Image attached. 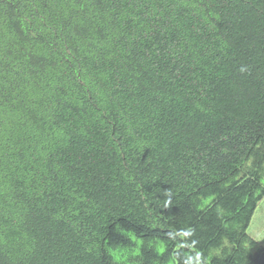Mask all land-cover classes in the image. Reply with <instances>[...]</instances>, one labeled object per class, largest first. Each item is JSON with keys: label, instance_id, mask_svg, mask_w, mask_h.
<instances>
[{"label": "trees", "instance_id": "16d2710c", "mask_svg": "<svg viewBox=\"0 0 264 264\" xmlns=\"http://www.w3.org/2000/svg\"><path fill=\"white\" fill-rule=\"evenodd\" d=\"M264 0H0V264H264Z\"/></svg>", "mask_w": 264, "mask_h": 264}, {"label": "rangeland", "instance_id": "374dc122", "mask_svg": "<svg viewBox=\"0 0 264 264\" xmlns=\"http://www.w3.org/2000/svg\"><path fill=\"white\" fill-rule=\"evenodd\" d=\"M264 198L258 204L251 222L250 234L264 245ZM260 231V232H259Z\"/></svg>", "mask_w": 264, "mask_h": 264}, {"label": "clouds", "instance_id": "9594fccd", "mask_svg": "<svg viewBox=\"0 0 264 264\" xmlns=\"http://www.w3.org/2000/svg\"><path fill=\"white\" fill-rule=\"evenodd\" d=\"M254 214H255V213H254ZM250 228H251V227H250ZM250 228H249V230H248V235L250 236V238H251L254 242L257 243V245H258L260 248L264 249V245L261 244L257 239H255V238H253V237L251 236V234H250Z\"/></svg>", "mask_w": 264, "mask_h": 264}, {"label": "bare ground", "instance_id": "6f19581e", "mask_svg": "<svg viewBox=\"0 0 264 264\" xmlns=\"http://www.w3.org/2000/svg\"><path fill=\"white\" fill-rule=\"evenodd\" d=\"M264 215V214H263ZM254 218V217H253ZM251 224V223H250ZM251 227V226H250ZM260 232V231H259Z\"/></svg>", "mask_w": 264, "mask_h": 264}]
</instances>
